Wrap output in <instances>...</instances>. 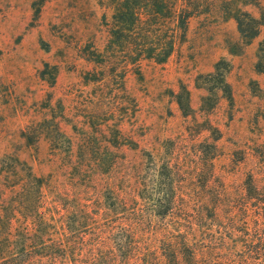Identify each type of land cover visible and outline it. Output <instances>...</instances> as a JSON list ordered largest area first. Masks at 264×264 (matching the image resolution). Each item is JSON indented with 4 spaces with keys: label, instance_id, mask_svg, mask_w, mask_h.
Returning a JSON list of instances; mask_svg holds the SVG:
<instances>
[{
    "label": "rangeland",
    "instance_id": "374dc122",
    "mask_svg": "<svg viewBox=\"0 0 264 264\" xmlns=\"http://www.w3.org/2000/svg\"><path fill=\"white\" fill-rule=\"evenodd\" d=\"M174 3L185 39L132 65L109 0H0V264H167L181 240L212 264L264 255V28L247 42L230 17L260 10Z\"/></svg>",
    "mask_w": 264,
    "mask_h": 264
},
{
    "label": "trees",
    "instance_id": "16d2710c",
    "mask_svg": "<svg viewBox=\"0 0 264 264\" xmlns=\"http://www.w3.org/2000/svg\"><path fill=\"white\" fill-rule=\"evenodd\" d=\"M109 1L115 8L112 14V27L109 32L108 47L112 49L113 53H122L123 61L132 65H137L143 60H152L157 64L164 63L174 51L175 45L185 39L188 22L193 15V12L187 8H177L174 0ZM240 1L244 5L252 4L260 10L259 19L240 9H235L230 14V17L236 23L238 34L248 42L255 39L259 35L261 28H264V7L259 6V1L257 0ZM166 22L173 24V28L167 32L164 30ZM225 73H227V70H219V64H217L214 73L207 74L204 77L208 78V80L212 78V82L217 84L216 88L220 89L231 101L230 88L224 80ZM42 181L40 178L27 174V184L35 189L36 196L40 194ZM28 196L30 195L27 194ZM26 203H29L28 199H26ZM34 215L36 233L38 227L46 226L42 224V220L37 221L39 217L37 214ZM8 217V211L4 210V214L0 215V220L7 221ZM44 229L46 230V228ZM31 238L34 237L32 236ZM262 245L263 243L259 241L258 246L261 247ZM251 250H254V248H251ZM170 253L168 257L164 258L167 264H212L209 260L207 261L208 256L211 254L205 252L203 247H198V245L189 244L182 240L175 244L174 249ZM250 254H246L247 257L239 256L238 260H234L232 263L264 264V255L257 254V257H254ZM22 262L24 260L20 259L17 264ZM146 264L148 263L146 262ZM213 264H227V262H215Z\"/></svg>",
    "mask_w": 264,
    "mask_h": 264
}]
</instances>
